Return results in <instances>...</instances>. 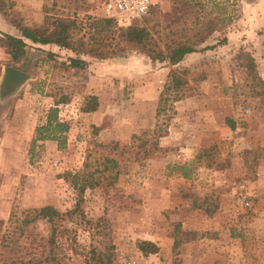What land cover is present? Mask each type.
<instances>
[{
    "label": "rangeland",
    "instance_id": "374dc122",
    "mask_svg": "<svg viewBox=\"0 0 264 264\" xmlns=\"http://www.w3.org/2000/svg\"><path fill=\"white\" fill-rule=\"evenodd\" d=\"M52 1L0 0V77L4 66L29 76L11 91L0 88V236L12 212L73 205L75 193L60 175L80 167L90 141L150 138L157 95L174 69L189 95L173 102L160 149L118 159L112 185L84 191L85 222H66L76 254L60 238V262L77 264L95 247L110 251L109 264H264V0H160L133 23L161 50L177 41L196 47L173 65L131 50L104 59L79 55L85 67L71 69L62 63L74 53L28 40L25 54L12 59L3 33L38 26L45 12L98 14L95 0ZM241 53L251 57V72ZM50 90L68 93L57 106L70 124L66 143L57 149L38 142L29 158L33 128L53 102ZM87 95H96L97 107L81 112ZM49 228L45 219L29 223L14 246H0V264H48L38 259ZM139 239L157 251L142 255Z\"/></svg>",
    "mask_w": 264,
    "mask_h": 264
},
{
    "label": "trees",
    "instance_id": "16d2710c",
    "mask_svg": "<svg viewBox=\"0 0 264 264\" xmlns=\"http://www.w3.org/2000/svg\"><path fill=\"white\" fill-rule=\"evenodd\" d=\"M52 1V5H55ZM2 12V3H0ZM135 20V19H134ZM132 20L127 26H118L112 18L85 16L79 19L75 15H64L60 11L44 13L42 23L36 27L29 28L18 26L19 35L3 33L6 40V53L12 59H17L26 52V42L33 44H54L59 48L66 49L74 56H68L66 67L71 69H82L86 61L78 57L88 55L99 59L122 56L131 50L143 52L151 61H167L173 65L181 60L188 53L197 49L191 43L177 41L171 47L160 49L151 33L145 28L133 23ZM116 24V25H115ZM83 33L79 34V30ZM205 46L204 48H208ZM52 56V53H46ZM243 62L248 71L254 69V64L250 56L241 53ZM189 95L186 78L177 70H169L162 87L157 95L155 105V123L148 139H131L130 142L120 143L118 141H96L92 140L83 156L79 168L65 170L60 178L66 182L75 193L73 205L63 212L58 211L51 205H43L38 208H29L20 211L19 215L10 213L7 221L8 225L0 236L1 247H12L23 235L27 225L36 219H45L49 223V234L47 237V252L41 261L48 264H61L57 250L58 240L65 238L67 246L75 253L74 228L67 225V221L77 224L85 222L83 209L80 207L83 193L86 189L98 186H110L117 179L118 159L129 158L138 159L139 155L146 156L149 152L159 150L158 139L167 132V121L174 113L173 102ZM52 97V105L47 107L44 119L34 126L32 136L28 145L29 158L33 155V150L38 142L53 141L57 149H61L66 143V134L70 127L68 121L58 116V104L68 101V93L60 95L49 91ZM96 95H87L79 110L81 112H92L97 107ZM228 126L233 128V122L228 121ZM205 211L211 212L210 209ZM179 241H173L176 247ZM135 247L142 255L153 254L157 251V246L149 240L139 239L135 241ZM76 254V253H75ZM111 253L108 250L90 247L82 253L77 264H109Z\"/></svg>",
    "mask_w": 264,
    "mask_h": 264
},
{
    "label": "built area",
    "instance_id": "2783aa9c",
    "mask_svg": "<svg viewBox=\"0 0 264 264\" xmlns=\"http://www.w3.org/2000/svg\"><path fill=\"white\" fill-rule=\"evenodd\" d=\"M160 0H95L98 11L95 17L112 18L118 26H127L140 18ZM247 205V202H244Z\"/></svg>",
    "mask_w": 264,
    "mask_h": 264
},
{
    "label": "water",
    "instance_id": "95a60500",
    "mask_svg": "<svg viewBox=\"0 0 264 264\" xmlns=\"http://www.w3.org/2000/svg\"><path fill=\"white\" fill-rule=\"evenodd\" d=\"M28 74L20 69L11 66H4L0 77V88L8 92L20 87L27 79Z\"/></svg>",
    "mask_w": 264,
    "mask_h": 264
},
{
    "label": "crops",
    "instance_id": "0c3cea01",
    "mask_svg": "<svg viewBox=\"0 0 264 264\" xmlns=\"http://www.w3.org/2000/svg\"><path fill=\"white\" fill-rule=\"evenodd\" d=\"M38 46H40V47H46V48H49L50 50H52V46H54V47H58V46H56V45H54V44H38ZM44 143H47L48 141H43Z\"/></svg>",
    "mask_w": 264,
    "mask_h": 264
}]
</instances>
